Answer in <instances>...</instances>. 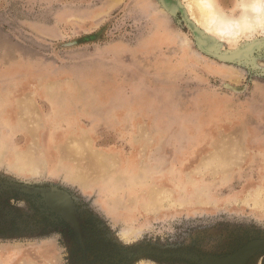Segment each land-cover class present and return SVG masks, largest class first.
I'll list each match as a JSON object with an SVG mask.
<instances>
[{"label": "rangeland", "instance_id": "rangeland-1", "mask_svg": "<svg viewBox=\"0 0 264 264\" xmlns=\"http://www.w3.org/2000/svg\"><path fill=\"white\" fill-rule=\"evenodd\" d=\"M184 4L0 0V264H210L264 243V36L224 45Z\"/></svg>", "mask_w": 264, "mask_h": 264}, {"label": "clouds", "instance_id": "clouds-1", "mask_svg": "<svg viewBox=\"0 0 264 264\" xmlns=\"http://www.w3.org/2000/svg\"><path fill=\"white\" fill-rule=\"evenodd\" d=\"M183 7L224 45L264 36V0H187Z\"/></svg>", "mask_w": 264, "mask_h": 264}, {"label": "water", "instance_id": "water-1", "mask_svg": "<svg viewBox=\"0 0 264 264\" xmlns=\"http://www.w3.org/2000/svg\"><path fill=\"white\" fill-rule=\"evenodd\" d=\"M197 41L199 45L205 46L206 41L203 39L197 37ZM253 48V45H250L246 48H244L242 51H239L240 53H234L231 55H220V54H214L211 52H207L212 57H215L216 59H220L222 61H233L235 59H239L241 57V53L244 52H249ZM228 56H234L231 57L230 59H226ZM44 201L46 204L51 208L52 211L63 217L65 220L70 223L73 227L76 228V224L74 222L73 216L71 214V208L67 202V199L64 196L61 195H54V194H46L44 196ZM257 251H264V243L263 242H254L246 247L240 249L233 255H230L225 258L221 259H216L210 262V264H243L245 260L251 256L253 253Z\"/></svg>", "mask_w": 264, "mask_h": 264}, {"label": "bare ground", "instance_id": "bare-ground-1", "mask_svg": "<svg viewBox=\"0 0 264 264\" xmlns=\"http://www.w3.org/2000/svg\"><path fill=\"white\" fill-rule=\"evenodd\" d=\"M183 2H185V4H187V0H183ZM188 11V13H189V15H190V12H191V10L190 9H188L187 10ZM190 17H191V19L198 25V26H200L199 25V21L198 20H196V18L194 17V16H191L190 15ZM207 46V45H206ZM236 53H240L239 51L238 52H236ZM231 54H234V53H231ZM231 54H228V55H231ZM231 57H234V56H228L226 59H230Z\"/></svg>", "mask_w": 264, "mask_h": 264}]
</instances>
